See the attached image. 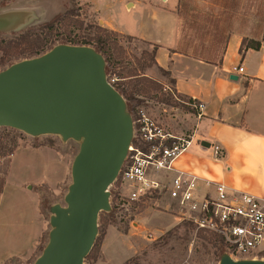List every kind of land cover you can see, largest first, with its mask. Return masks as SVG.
Listing matches in <instances>:
<instances>
[{"label":"crops","instance_id":"crops-1","mask_svg":"<svg viewBox=\"0 0 264 264\" xmlns=\"http://www.w3.org/2000/svg\"><path fill=\"white\" fill-rule=\"evenodd\" d=\"M80 1L102 26L157 45L153 68L163 71L165 90L186 102L204 104L201 116L198 108L189 107L190 125L183 133H190L193 141L177 159L176 169L264 197V39L259 49L241 53L244 36L233 33L224 54L211 58L193 49L205 48V40L180 39V0ZM239 66L243 73L234 69ZM176 116L178 113L170 122L178 133ZM214 144L222 147L223 157L214 156ZM17 161H23L30 172L22 180H11V166ZM5 179L0 198V264L29 257L37 250L46 223L40 191L33 185L58 192L72 179V162L55 146L21 145L10 156ZM113 232L123 239L128 236L116 226H108L101 244L103 261L121 264L135 254L134 245L127 240L129 251L111 258L108 249Z\"/></svg>","mask_w":264,"mask_h":264},{"label":"rangeland","instance_id":"rangeland-1","mask_svg":"<svg viewBox=\"0 0 264 264\" xmlns=\"http://www.w3.org/2000/svg\"><path fill=\"white\" fill-rule=\"evenodd\" d=\"M1 1L0 26L4 24L10 26L0 29V43L18 39L20 35L29 33L32 39L42 42L46 52H49L50 48L62 39L81 38L88 33L86 29H79L76 26L66 28L60 24L53 30L44 28V21L52 11H61L63 14L68 9H75L79 11V19L85 25L100 24L80 0H6L4 5ZM178 11L181 14L180 39L205 40V48L196 46L193 49L211 58H219L224 54L228 38L233 33H240L246 37V43H250L251 39H264V0H180ZM115 39V53L121 60L116 73L122 74H113L108 80L114 79V86L126 89L127 92L132 91L143 99V104L149 105L153 113L165 119L167 126L172 127L171 115L178 113L176 117L180 130L176 134L183 135L190 125V108L183 103L187 100L165 90L164 82L161 80L163 71L153 68L154 65L146 70L141 68L142 65L149 64L150 57L146 53H151L154 46L123 34H119ZM28 46L25 45L27 49ZM2 56L3 51L0 50V72L12 64L32 59L37 55L27 52L7 57L5 62L2 61ZM134 68L139 69L136 72L139 76H128V70ZM165 108L167 111H164ZM82 142L83 138L79 137H65L54 133L35 137L23 130L0 127V185L4 181L3 189L5 188L10 156L19 146L26 144L55 146L60 154L69 156L73 165ZM11 172V180L12 178L22 180L30 169L23 161H17L11 166ZM35 172L38 174L37 170ZM71 182L72 179L58 192H53L48 187L39 188L40 210L46 223V230L34 254L9 264H34L42 255L53 229L50 218L54 214L51 208L58 206L68 208L66 197ZM119 187L116 183L109 188L112 212H100L99 232L96 238V242L97 239H101L106 224L107 228L114 225L128 235L123 239L115 232L110 234L108 254L111 258L118 259L120 255L127 253L129 246L126 241L129 240L134 245L135 254L121 264H221L220 245L211 238V233L198 229L193 223L182 219L166 190L141 202L129 204L125 201L126 205L121 212L117 211V203H123L120 200V193L125 191H121ZM98 245L89 258L85 259L86 264H108L107 260L103 261V254ZM232 259L236 260L233 257ZM255 260L264 261V253Z\"/></svg>","mask_w":264,"mask_h":264},{"label":"water","instance_id":"water-1","mask_svg":"<svg viewBox=\"0 0 264 264\" xmlns=\"http://www.w3.org/2000/svg\"><path fill=\"white\" fill-rule=\"evenodd\" d=\"M104 66V58L91 47L61 45L0 72V127L33 136L83 138L72 165L68 208H51L50 239L34 264H86L98 236L100 212L112 209L109 188L127 155L133 124ZM221 264L264 261L234 260L226 253Z\"/></svg>","mask_w":264,"mask_h":264},{"label":"built area","instance_id":"built-area-1","mask_svg":"<svg viewBox=\"0 0 264 264\" xmlns=\"http://www.w3.org/2000/svg\"><path fill=\"white\" fill-rule=\"evenodd\" d=\"M234 69L244 72L242 66ZM108 82L114 87V79ZM183 103L198 108V116H201L203 103ZM132 124L133 134L127 155L113 183H118L121 191H125L120 193L123 203H117V211L123 212L125 201L129 204L141 202L166 190L182 219L220 237L231 257L255 260L264 253V197L176 169L177 159L192 144V135H177L171 126H167L165 119L151 111L149 105L136 107ZM213 148L217 159L223 157L219 144H214Z\"/></svg>","mask_w":264,"mask_h":264},{"label":"trees","instance_id":"trees-1","mask_svg":"<svg viewBox=\"0 0 264 264\" xmlns=\"http://www.w3.org/2000/svg\"><path fill=\"white\" fill-rule=\"evenodd\" d=\"M2 5H4L6 0H2ZM80 13L79 11L75 9H68L63 14L60 12L52 11L51 14H49L48 18L44 21V28L46 29H55L57 25H64L66 28H69V26H76L79 29H86L88 33H86L83 37L79 38H73L71 39L68 37L66 40L62 39L59 41L57 45H54L50 48V50L61 46V45H75V46H88L93 48L97 53H99L105 61L104 66V72L107 77H110L113 74L121 75L122 73L118 72L116 73V68L119 64H121L120 56L116 55L115 53V46H116V37L120 34L114 30L108 29L98 23H91L85 25V23L79 19ZM38 18V16H37ZM131 37V36H128ZM247 39L244 37L242 41V45L240 48V52L242 53L245 49L253 48V49H259L261 46V40H254L251 39L250 43H246ZM28 44V49L25 47V45ZM158 46L154 45V49L149 54L150 61L147 65H142L141 68L143 70H146V68L152 67L156 64V52H157ZM0 50L3 51L2 61L5 62L7 57L10 56H16L19 54H25L27 52L33 53L37 55L36 57H39L46 52L44 49V44L42 42H38L35 39H32L31 35L29 33H25L20 35L18 39H11L8 41H1L0 43ZM35 58V57H34ZM141 63V62H140ZM13 65V64H12ZM11 66V65H10ZM139 69H129L127 74L131 77H137L139 75L136 74V72ZM148 78V77H147ZM148 80V79H146ZM138 86V85H137ZM115 89L125 98L128 102V109L131 113V116H135L136 114V107L142 105L144 103V100L141 99L139 96L135 95L134 92H127L126 89H120L117 86H114ZM11 129L12 127H8ZM39 137V136H35ZM35 147H38L37 145H34ZM3 183L0 185V194L3 189ZM34 189H39V186L33 185ZM107 213H111L112 209L109 211H105ZM107 224L104 226V229L102 230V237L101 239H97V242L95 241V244L87 256L91 255V253L94 251L95 247L98 245L99 250L101 249V244L103 242V239L105 237ZM99 232V231H98ZM211 238L214 239L215 243H218L220 245L219 250V256L220 260L224 254H226V250L223 244V241L220 237H218L215 234H211Z\"/></svg>","mask_w":264,"mask_h":264},{"label":"flooded vegetation","instance_id":"flooded-vegetation-1","mask_svg":"<svg viewBox=\"0 0 264 264\" xmlns=\"http://www.w3.org/2000/svg\"><path fill=\"white\" fill-rule=\"evenodd\" d=\"M125 99V98H124ZM125 102H126V108H127V112L131 115L129 109H128V102H127V99H125ZM132 117V116H131Z\"/></svg>","mask_w":264,"mask_h":264}]
</instances>
